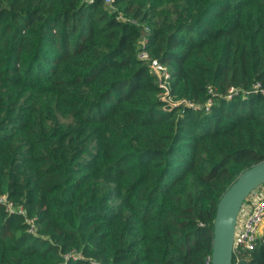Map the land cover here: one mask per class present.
I'll use <instances>...</instances> for the list:
<instances>
[{"label":"trees","instance_id":"trees-1","mask_svg":"<svg viewBox=\"0 0 264 264\" xmlns=\"http://www.w3.org/2000/svg\"><path fill=\"white\" fill-rule=\"evenodd\" d=\"M262 92L264 0H0V264H210Z\"/></svg>","mask_w":264,"mask_h":264},{"label":"water","instance_id":"water-1","mask_svg":"<svg viewBox=\"0 0 264 264\" xmlns=\"http://www.w3.org/2000/svg\"><path fill=\"white\" fill-rule=\"evenodd\" d=\"M264 187V161L241 172L220 197L213 221L210 264L233 263V240L239 212L247 198ZM241 264H246L241 261Z\"/></svg>","mask_w":264,"mask_h":264},{"label":"built area","instance_id":"built-area-1","mask_svg":"<svg viewBox=\"0 0 264 264\" xmlns=\"http://www.w3.org/2000/svg\"><path fill=\"white\" fill-rule=\"evenodd\" d=\"M114 0H104V3L108 6L112 5ZM119 20H123L122 16L118 17ZM134 23V21H131ZM145 44V40L142 41V48ZM138 58L142 61H146L149 64V68L151 71L157 75L160 79L168 80L169 76L166 71V68L161 65L157 60L150 59L148 54L141 49L138 52ZM162 88L167 90V84L162 83ZM259 85H255L254 88H258ZM234 92L233 90H230L229 93ZM264 94V92H262ZM187 104L189 107L196 109V107L189 102H179ZM211 105V101H208L205 105L206 110ZM0 203L5 205L6 211L8 213H14L16 212L15 207L10 202L6 201L5 197L0 198ZM247 203L251 204L250 206H247ZM248 207V208H247ZM22 213V211H20ZM264 226V188H262L261 191L255 190L245 201L243 204L236 223L235 228V234H234V240H233V258H235V262L240 263L243 261L242 254L246 252H250L254 249L257 240L260 238L259 233L260 230ZM28 232L30 234L35 233V228L33 226V222L29 221V230ZM75 254H68L65 256L66 259L68 258H75ZM91 264H96L92 262Z\"/></svg>","mask_w":264,"mask_h":264},{"label":"crops","instance_id":"crops-1","mask_svg":"<svg viewBox=\"0 0 264 264\" xmlns=\"http://www.w3.org/2000/svg\"><path fill=\"white\" fill-rule=\"evenodd\" d=\"M250 206L251 204L247 203V206ZM248 208V207H247ZM264 234V226L263 228L260 230V233H259V237H262V235Z\"/></svg>","mask_w":264,"mask_h":264},{"label":"rangeland","instance_id":"rangeland-1","mask_svg":"<svg viewBox=\"0 0 264 264\" xmlns=\"http://www.w3.org/2000/svg\"><path fill=\"white\" fill-rule=\"evenodd\" d=\"M111 8H112V7H111ZM262 188H264V187H263V186L259 187V188L257 189V191H261Z\"/></svg>","mask_w":264,"mask_h":264}]
</instances>
